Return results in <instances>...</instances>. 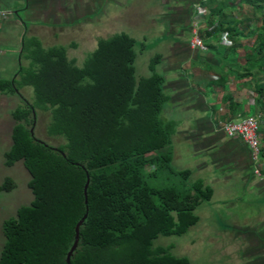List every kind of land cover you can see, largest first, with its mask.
<instances>
[{
    "label": "trees",
    "instance_id": "1",
    "mask_svg": "<svg viewBox=\"0 0 264 264\" xmlns=\"http://www.w3.org/2000/svg\"><path fill=\"white\" fill-rule=\"evenodd\" d=\"M248 1L263 10L264 0ZM213 14L224 17L221 8ZM226 30L233 32L223 22L216 29ZM138 44L127 33L101 39L80 68L69 56L76 43L46 48L40 38L25 37L23 58L30 65H22L14 79L0 80V93L23 101L12 112L5 163H24L35 200L5 221L0 264H67L87 214L71 264L190 263L155 241L197 225L196 211L213 200L215 190L203 180L190 183L192 170L173 168L177 125L163 118L171 101L157 69L163 56L152 60L150 76L138 77ZM26 87L34 88L35 102L24 95ZM258 92L264 103V88ZM41 111H52L48 134L67 144L55 146L37 136ZM162 175L180 183L157 185ZM15 188L7 179L1 190Z\"/></svg>",
    "mask_w": 264,
    "mask_h": 264
},
{
    "label": "crops",
    "instance_id": "2",
    "mask_svg": "<svg viewBox=\"0 0 264 264\" xmlns=\"http://www.w3.org/2000/svg\"><path fill=\"white\" fill-rule=\"evenodd\" d=\"M211 1L210 5L205 4ZM113 2L115 0H0V10L7 12L0 18V80L14 79L22 65H30L23 58L26 36L38 37L44 43L47 36L57 38L71 34L87 24L84 21L89 20L85 18L89 12H99L101 6ZM220 8L224 17L215 18L213 11ZM263 10L257 11L248 0H162L157 9L161 21L157 31L161 33L159 49H163L159 54L163 59L157 69L166 78L165 90L171 97L163 118L177 125L173 139L174 161L175 144L188 140L187 144L196 153L209 158L201 168L212 173L215 184L227 185L240 180L243 192L223 203L230 204L228 211L248 194L254 195L257 191L264 194V180L254 174L257 166L264 169V103L258 92L264 88V53L259 51ZM83 11L87 13L82 16ZM63 17L68 18V27H62ZM213 18L216 19L214 25ZM220 22L232 29L233 34L227 30L216 31ZM196 23L207 51L191 46ZM17 97L0 93V104L7 102L9 108L14 104L16 109L20 104ZM248 116L257 117L262 125L263 149L259 162L254 160L252 148L243 139L232 138L224 130L227 122L241 121ZM3 163L6 167L5 158ZM18 163L24 165L22 161ZM210 186H215L214 200L218 187ZM200 222L213 228L219 226L224 232L226 228L233 230L231 239L235 247L230 256L237 262L264 264L263 214L259 217L260 223L254 226L248 221L242 226L236 223L229 226L208 211L203 212Z\"/></svg>",
    "mask_w": 264,
    "mask_h": 264
},
{
    "label": "rangeland",
    "instance_id": "3",
    "mask_svg": "<svg viewBox=\"0 0 264 264\" xmlns=\"http://www.w3.org/2000/svg\"><path fill=\"white\" fill-rule=\"evenodd\" d=\"M175 3L173 2V4ZM161 4L162 0H115L113 4L101 6L99 12L90 13L88 10L89 13L85 18H89V20L84 21L87 24L73 33L59 35L57 38L47 36V39L44 40L45 46L47 48L69 47L75 42L77 46L69 50V56L71 59L77 60V65L80 68H84L101 39L127 33L139 43L136 48L138 52L136 62L138 77L150 76L152 74L150 69L152 60L163 51V49H159L158 42L161 33H157L161 22L157 17V9ZM86 13L85 11L81 12L82 16ZM66 19L68 18L63 17L61 19L62 27L67 26ZM12 44L15 46V42ZM23 93L32 102L36 101V93L33 87H26ZM17 102L20 103L18 106L23 105L21 98ZM13 105H11L12 108H9L7 102L0 104V256L6 243L5 221L17 217L20 208L32 205L35 200V195L29 186L32 177L26 167L22 163H17L15 167H5L3 163L5 154L12 145L11 135L15 124L12 118V109H15ZM51 120L52 111H41L35 133L49 144L55 146L67 144L64 137H53L48 134V126ZM187 143L188 140L182 141L179 145L175 144L176 158L173 168L178 171L192 170L193 176L190 183L203 180L218 187L217 198L200 207L196 214L201 218L203 212L208 211L229 226H233V223L242 226L241 224L247 221L252 226L260 223L259 217L264 215V194L258 193L259 191L254 195L248 194L241 198L238 204H232L230 211H228L227 207L230 204L223 203L234 199L237 194L239 196L243 192L240 180H234L227 185L215 184L212 173L201 168V165L207 162L209 158L204 154L196 153V150ZM7 179H11L16 185V188L10 192L1 190ZM168 183L177 184L180 183V180L179 178L169 180L166 175H162L157 181V185L161 186ZM245 218H249V220ZM215 225L217 226V224ZM226 230L224 232L219 226L213 228L210 224L206 226L204 222H200L182 236H160L155 241V246L170 248L173 255L187 257L190 260L189 264H241L230 256L233 254V247H235L234 241L231 239L233 230L232 232L229 228Z\"/></svg>",
    "mask_w": 264,
    "mask_h": 264
},
{
    "label": "built area",
    "instance_id": "4",
    "mask_svg": "<svg viewBox=\"0 0 264 264\" xmlns=\"http://www.w3.org/2000/svg\"><path fill=\"white\" fill-rule=\"evenodd\" d=\"M5 11L0 10V18L5 17ZM198 23H196L195 36L191 42L194 49L203 51L208 50L207 44L204 42L200 32L198 31ZM225 132L232 138L243 139L253 150L254 160L259 162L262 154V141H261V123L255 116H248L241 121H230L224 125ZM254 174L264 180V169L261 166L255 168Z\"/></svg>",
    "mask_w": 264,
    "mask_h": 264
},
{
    "label": "water",
    "instance_id": "5",
    "mask_svg": "<svg viewBox=\"0 0 264 264\" xmlns=\"http://www.w3.org/2000/svg\"><path fill=\"white\" fill-rule=\"evenodd\" d=\"M33 133H34V130H33ZM90 185V180L88 182V185H87V190H88V187ZM86 195H87V204H88V192L86 191ZM88 218V214L83 218V220L79 223L78 227H77V234H76V241L73 245V247L71 248V251L68 253V256H67V264H71V258L74 254V252L76 251V249L78 248V245H79V233L81 232V227L84 225L85 221L87 220Z\"/></svg>",
    "mask_w": 264,
    "mask_h": 264
}]
</instances>
